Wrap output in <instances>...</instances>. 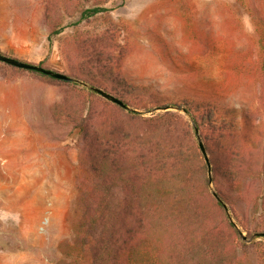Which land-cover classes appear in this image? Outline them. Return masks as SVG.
<instances>
[{"label":"rangeland","instance_id":"rangeland-1","mask_svg":"<svg viewBox=\"0 0 264 264\" xmlns=\"http://www.w3.org/2000/svg\"><path fill=\"white\" fill-rule=\"evenodd\" d=\"M95 5L109 10L74 24ZM262 28L264 0H0V52L69 74L65 54L78 67L84 45L110 46L112 68L145 102L249 105ZM79 85L0 62V264H90L79 201L85 161L66 112L86 109L79 98L103 99ZM254 252L244 264H264V248Z\"/></svg>","mask_w":264,"mask_h":264},{"label":"trees","instance_id":"trees-1","mask_svg":"<svg viewBox=\"0 0 264 264\" xmlns=\"http://www.w3.org/2000/svg\"><path fill=\"white\" fill-rule=\"evenodd\" d=\"M108 10L84 8L74 24ZM109 48L84 45L78 67L71 63L73 54H65L68 75L85 86L29 70L103 99L79 98L86 109L66 112L79 130L77 147L85 161L79 201L90 264H244L256 246L264 248V242L240 236L264 232V28L256 97L240 108L195 98L168 104L156 97L138 100L133 95L140 89L112 68L117 59ZM196 128L211 163L212 185Z\"/></svg>","mask_w":264,"mask_h":264},{"label":"water","instance_id":"water-1","mask_svg":"<svg viewBox=\"0 0 264 264\" xmlns=\"http://www.w3.org/2000/svg\"><path fill=\"white\" fill-rule=\"evenodd\" d=\"M0 62L9 64L11 66L21 68V69L38 71V72L49 75V76L56 78V79H59V80L76 81V79L73 76H69L68 74H66L64 72L55 71L53 69L44 67L40 64L27 62V61H24V60H21V59L12 57V56H8V55L3 54V53H0ZM93 90H95L97 93H99L104 98H106V99H108V100H110V101H112V102H114V103H116L122 107H127L125 105V103L119 97L111 94L110 92H107V91H105L101 88H97V87H93ZM168 108H169V106L164 107V109H168ZM196 133L198 134V138H199V146L201 148V151L205 155V159H206V162L208 164L209 184L212 185V171H211V163L209 160V156L207 154V151H206V148L203 144V141L201 140V137L199 136V131L197 128H196ZM212 194L217 200H221L219 195L217 194V192L215 190H212ZM240 236H241L242 240L250 241V238H248L242 231H240ZM255 236L256 237H264V232H257V233H255Z\"/></svg>","mask_w":264,"mask_h":264}]
</instances>
